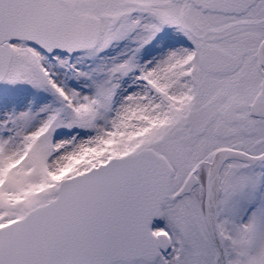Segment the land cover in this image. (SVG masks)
<instances>
[{
	"label": "snow or ice",
	"instance_id": "snow-or-ice-1",
	"mask_svg": "<svg viewBox=\"0 0 264 264\" xmlns=\"http://www.w3.org/2000/svg\"><path fill=\"white\" fill-rule=\"evenodd\" d=\"M0 264H264V0H0Z\"/></svg>",
	"mask_w": 264,
	"mask_h": 264
}]
</instances>
